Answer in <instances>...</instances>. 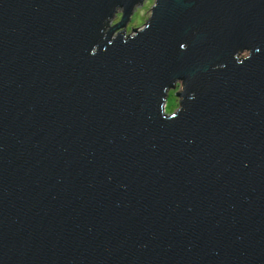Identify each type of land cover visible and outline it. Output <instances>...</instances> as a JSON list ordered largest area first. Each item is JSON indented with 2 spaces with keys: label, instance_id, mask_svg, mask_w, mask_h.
Masks as SVG:
<instances>
[{
  "label": "water",
  "instance_id": "95a60500",
  "mask_svg": "<svg viewBox=\"0 0 264 264\" xmlns=\"http://www.w3.org/2000/svg\"><path fill=\"white\" fill-rule=\"evenodd\" d=\"M142 1L0 0V264H264V0Z\"/></svg>",
  "mask_w": 264,
  "mask_h": 264
},
{
  "label": "rangeland",
  "instance_id": "374dc122",
  "mask_svg": "<svg viewBox=\"0 0 264 264\" xmlns=\"http://www.w3.org/2000/svg\"><path fill=\"white\" fill-rule=\"evenodd\" d=\"M153 1L154 0H152V2ZM147 4H148V0H145L144 3L141 6L137 7V9L134 11L132 17L130 18V21L128 22V24H127V26L125 28L126 34H132V29L140 28V27L143 26L147 16L149 15L150 6L148 5L146 7ZM137 14H139V17H143L144 18L143 23H141L140 19L137 18ZM116 19H117V17H116ZM116 19L113 21V23H116L119 20V18L117 19V21H116ZM176 89H177V87L175 88V90ZM170 93H171V95L175 96V91L172 92V90H170L168 92L167 100H166V103H165V111L166 112H170V111H168L169 105L171 103Z\"/></svg>",
  "mask_w": 264,
  "mask_h": 264
},
{
  "label": "clouds",
  "instance_id": "9594fccd",
  "mask_svg": "<svg viewBox=\"0 0 264 264\" xmlns=\"http://www.w3.org/2000/svg\"><path fill=\"white\" fill-rule=\"evenodd\" d=\"M151 3H152V0H148V4L146 5V7L148 5H150ZM137 18L140 19L141 23H143V21H144L143 17H139V14H137ZM176 87H177V89L180 87V82H177ZM174 91H175V89L172 90V92H174ZM170 99H171V103L169 105L168 111L171 112V111H173L179 107V103H178V98L175 97L174 95H171V93H170Z\"/></svg>",
  "mask_w": 264,
  "mask_h": 264
},
{
  "label": "bare ground",
  "instance_id": "6f19581e",
  "mask_svg": "<svg viewBox=\"0 0 264 264\" xmlns=\"http://www.w3.org/2000/svg\"><path fill=\"white\" fill-rule=\"evenodd\" d=\"M144 1L145 0H143L142 2H141V4L139 5V6H141L143 3H144ZM138 6V7H139ZM137 9V7L134 9V7L131 9V15L128 17V22L130 21V18L132 17V15H133V13H134V11ZM120 12V11H119ZM116 19V17L114 16L112 19H111V21L110 22H112L113 23V21ZM120 19V18H119ZM113 24H115V23H113ZM112 24V25H113ZM128 24V23H127ZM127 24H126V26H127ZM126 26H125V28H126ZM125 28L124 29H122L123 31H124V33H125V35H133V31L136 29V31H140V30H142L143 29V26L142 27H140V28H135V29H132V34H126V31H125ZM118 31H115V33H117ZM126 36V37H127ZM166 103V102H165ZM164 110H165V107H164ZM166 112V111H165Z\"/></svg>",
  "mask_w": 264,
  "mask_h": 264
},
{
  "label": "snow or ice",
  "instance_id": "6c2138e0",
  "mask_svg": "<svg viewBox=\"0 0 264 264\" xmlns=\"http://www.w3.org/2000/svg\"><path fill=\"white\" fill-rule=\"evenodd\" d=\"M149 6H151V5H149ZM180 46L185 47L186 45L182 43ZM245 55H248V53L246 52Z\"/></svg>",
  "mask_w": 264,
  "mask_h": 264
},
{
  "label": "flooded vegetation",
  "instance_id": "af4514ba",
  "mask_svg": "<svg viewBox=\"0 0 264 264\" xmlns=\"http://www.w3.org/2000/svg\"><path fill=\"white\" fill-rule=\"evenodd\" d=\"M118 18H120V14H118L117 19H118ZM117 19H116V21H117Z\"/></svg>",
  "mask_w": 264,
  "mask_h": 264
}]
</instances>
